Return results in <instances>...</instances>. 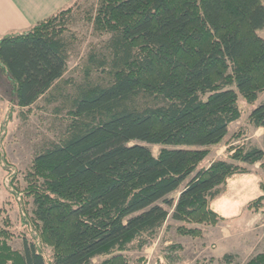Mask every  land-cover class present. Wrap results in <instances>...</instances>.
<instances>
[{
	"label": "trees",
	"instance_id": "obj_1",
	"mask_svg": "<svg viewBox=\"0 0 264 264\" xmlns=\"http://www.w3.org/2000/svg\"><path fill=\"white\" fill-rule=\"evenodd\" d=\"M79 3L0 37L11 117L15 106L56 100ZM87 18L110 38L108 53L90 54L86 75L97 67L109 81L85 80L64 95L71 119L35 155L26 186L2 152L30 235H22V250L11 245L12 222L0 200V264H134L127 252L151 245L170 216L191 236L202 233L197 224L224 219L212 202L248 172L236 161L264 167L261 147L232 142L226 158L202 165L240 119V97L255 103L264 92L263 0H93ZM249 122L264 127V101ZM148 144L161 145L159 153ZM261 189L250 205L262 206L264 182ZM182 248L164 247L167 263L180 264ZM237 257L192 264H240ZM245 264H264V252Z\"/></svg>",
	"mask_w": 264,
	"mask_h": 264
},
{
	"label": "rangeland",
	"instance_id": "obj_2",
	"mask_svg": "<svg viewBox=\"0 0 264 264\" xmlns=\"http://www.w3.org/2000/svg\"><path fill=\"white\" fill-rule=\"evenodd\" d=\"M93 0H80L66 33L71 35L72 45L68 69L63 78L54 87L56 100L48 102L40 98L30 108L15 106L12 117L9 111L13 106L10 86L0 76V200L6 208V214L12 222L14 235L10 240L16 249H23L22 235H30L23 224L20 205L10 191L6 179V171L2 166L1 154L19 170V184L26 186L25 171L30 168L35 155L52 140H58L71 119L68 103L64 95L73 93L75 85L85 80L107 83L108 75L102 69L94 67L87 77L86 67L91 53L100 56L108 53L107 41L110 34H97L88 21V10ZM264 3V0H263ZM264 38V28L258 30ZM264 101V92L255 103L240 97L241 117L229 127L224 143L213 146L210 155L202 162L208 166L217 158H226L228 142L256 145L264 150V127H255L249 122V115L254 106ZM157 155L161 145L148 144ZM248 172L240 173L231 178L224 191L212 202V205L224 217L216 224H197L202 233L199 236L183 235L178 232L182 223L169 217L158 237L143 250L133 249L127 252L134 264H169L162 249L172 243L182 245L180 264L207 262L215 258L216 262L226 253L237 255L240 264H245L252 256L264 252V200L262 206H252L251 201L262 193L261 183L264 182V167L261 162L250 164L237 162ZM177 197L178 193H173ZM52 248L46 249L51 256ZM101 258H96L99 262Z\"/></svg>",
	"mask_w": 264,
	"mask_h": 264
},
{
	"label": "crops",
	"instance_id": "obj_3",
	"mask_svg": "<svg viewBox=\"0 0 264 264\" xmlns=\"http://www.w3.org/2000/svg\"><path fill=\"white\" fill-rule=\"evenodd\" d=\"M74 0H0V37L30 28Z\"/></svg>",
	"mask_w": 264,
	"mask_h": 264
}]
</instances>
